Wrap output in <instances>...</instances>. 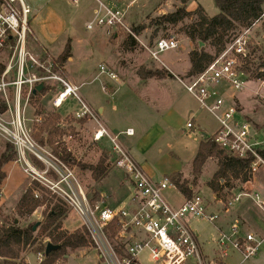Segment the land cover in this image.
I'll list each match as a JSON object with an SVG mask.
<instances>
[{
    "label": "built area",
    "instance_id": "2783aa9c",
    "mask_svg": "<svg viewBox=\"0 0 264 264\" xmlns=\"http://www.w3.org/2000/svg\"><path fill=\"white\" fill-rule=\"evenodd\" d=\"M72 1L79 3V0ZM98 1L99 7L93 20L86 24L87 29L125 32L139 41L155 61L167 67L161 54L178 49V39L162 36L153 44L145 43L127 24V9ZM31 15L32 8L25 0H0V50L10 52L0 76V106L2 102L6 104L4 109L0 108V137L14 146L15 163L28 176L35 198L41 197L39 189H43L77 214L86 244L90 243L95 249L100 264H185L189 260L194 264H215L205 254L200 235L192 229L190 219L207 218L214 222L219 215L207 211L200 194L186 199L181 206L174 205L165 195V190L174 186L171 178L156 180L143 168L121 140V134L112 132L98 111L82 96L81 87L70 79L64 64L49 56L38 58L28 51L27 39L33 34ZM263 17L264 13L249 27L233 34L225 48L203 71L185 79L179 78L201 107L219 123L215 140L242 158L254 157L250 170L252 176L264 167V158L259 152L264 141L259 139L251 120L243 115L237 93L252 82V74L246 70V65L253 56L254 32ZM100 74L114 80L119 78L105 64L100 65ZM257 80L264 86V77H257ZM39 84L59 86L52 102L55 108H61L69 98H75L80 106L75 117L86 118L96 125L93 140L107 139L110 142L112 165L124 172L133 188L126 203L111 206L102 199L91 198L70 161L36 141L27 110L33 106L31 97ZM226 98L232 99L233 103L228 104ZM193 126L190 119L187 127ZM123 133L133 136L135 129L128 128ZM243 195L250 196L244 193L232 197L227 209ZM257 202L264 206L259 196ZM263 242L264 239L256 238L253 233L244 234L235 223L229 232L220 235L217 259L223 261L231 253L238 252L242 264L257 254ZM44 254L39 253L41 260Z\"/></svg>",
    "mask_w": 264,
    "mask_h": 264
},
{
    "label": "rangeland",
    "instance_id": "374dc122",
    "mask_svg": "<svg viewBox=\"0 0 264 264\" xmlns=\"http://www.w3.org/2000/svg\"><path fill=\"white\" fill-rule=\"evenodd\" d=\"M25 1L26 3L34 5V12L36 11L38 15L37 23L30 22L33 34L29 35L27 39L28 51L41 59H46L48 56L55 59L60 56L59 54L65 49L67 42L70 41L71 56L74 55L76 61L73 63L68 62L67 60L71 58V56L68 57L65 63L66 72L70 78L86 82L81 85V94L92 104H94V101H92L93 96H102L101 93L98 94V87L100 82L106 79L107 76L100 74L101 64H105L113 69L120 78H125L134 83L146 82L149 80V78H144L143 75L146 70L155 68L162 69V67H165L160 62L155 61L139 41L136 40L137 44L134 48H127L123 44L127 35L125 32L117 30L115 31L116 33H107L103 28L87 29L86 24L89 20H93L94 18L92 17V9L94 6L98 5L97 0H79V3H77L78 5L73 3L72 0ZM111 1V4L108 3L109 5L127 9L126 22L132 29L141 26V33L137 35L143 42H151V44H153L156 38L162 36H172L180 41V47L178 49L168 50L161 54V59L168 67L165 68L173 74V78H166L158 82V84H154L158 85L161 99L156 101L153 97L152 99L150 98L144 102H138L129 107L127 113L133 115L131 116L132 118L136 117L139 119L140 123L134 125L137 134L132 138H126L127 142L125 146L130 149L129 151L132 155L138 152L144 154V150H148L151 146L145 134V127L153 124L155 119H164L160 123L162 127H164L165 134L160 141L154 144L155 148L149 159L151 161V166L153 168L156 167L160 172L157 179L163 180L166 177H170V174L162 175V171L159 169L160 164L164 165L163 170L170 166V161L167 158L168 153L163 152V154L160 155L157 151L158 146L164 147L169 144L168 146H173V152L177 153L181 158L179 166L185 171L183 173V178L193 183L195 177L194 174L189 171L192 170L193 156L195 154L194 150L196 148L195 144L198 140L203 138L202 131L211 135L219 128V123L215 117L209 111L201 107L198 100L187 91L179 80V78L185 79L188 77V71L186 70L184 73H182V71L189 66L187 53L189 54V52L196 47V42L189 40L185 34V28L193 21L197 20V16L186 18L176 26L168 25L166 28H160L157 34H154L155 28L150 25V18L159 16L162 11L166 13L176 10L179 6H182L180 0ZM130 2L132 4L128 6ZM185 5L189 10L194 9L198 5H202L208 16H214L220 11L214 0H190ZM50 15H54L55 18L64 21L65 25L70 27L68 31L65 32L66 34L61 33L54 42H51V40L44 35L46 32L47 19ZM255 31L257 38L253 40V43L256 44L252 45V48H255V53L250 59L251 66L254 62L255 65L259 64L260 60H258V58L260 56L264 58V18L261 24L256 27ZM75 35L77 37H82L80 43L72 38H68V36L73 37ZM189 41H191V43ZM204 48L212 53L216 51L215 48L209 44H205ZM9 55V50H0V62H3L5 66L9 59ZM56 59L59 61L58 58ZM255 65L253 64L254 68ZM251 74L252 82L247 84L242 91H239L237 96L245 108L244 111L250 114L253 120L258 123L255 125V131L259 133V139L264 141V86L261 85L257 77H255L257 71H253ZM87 81L91 82L88 83ZM226 86L229 88L228 85ZM57 87H59L57 84L53 86L50 85L46 90L48 93H45L44 96H39L35 102L31 100L33 106L32 108L31 106L28 108L27 117L31 119L29 121V126L32 129L31 131L34 138L38 143L48 147L54 153L61 155L63 159L66 157L70 159L65 160L70 161V164L76 169L77 174L81 178L91 198L101 199L100 192H103L105 193V197L102 199H105L108 205L117 206L127 202L129 195L132 193V186L130 181L125 178V174L121 169H113V165L110 163L107 173L99 180H95L92 178L90 170L81 168L83 165H96L102 154L105 151L109 153L111 148H107V146L110 147V142L107 139L102 140L104 141L102 142L103 144L95 143L91 140L88 132L92 130V125L89 123L78 125L77 128L81 127L84 130L76 131V124L74 122V119H76L75 112L67 114L69 110H77L79 108V104L74 100L75 98H69L59 109V112L63 114V116L61 115L62 118L56 119L60 125V129L59 132L54 135L53 142H49L48 135L45 132L47 128L43 126V117L44 115L45 118L50 115L52 116L54 112H56L49 102L53 96V91L49 90L56 89ZM94 100H96V98ZM226 101L228 104L233 103L232 99L226 98ZM39 110L43 112V114H40ZM191 112H195L196 117L201 116L204 119L205 130H202L198 125L194 128L187 127L186 124L190 121ZM182 129L183 133H180ZM82 133H84V135H82ZM36 135L40 136L43 141H40ZM150 136L151 139H153L156 138L157 135L152 133ZM7 148L8 142L0 137V156L7 151ZM217 167V160L209 159L204 166L201 177L195 184L194 190L200 192L201 196H203L206 201L213 197V193L205 182L208 179H210V181L213 179L215 175L214 171ZM4 169L7 173V178L0 187V224L8 225L18 220V224L21 227L30 224H34L35 227L39 223L35 229L37 233L41 223L44 221L46 212L49 208L53 207L55 203H60L59 200L49 196L51 202L47 200V203L38 207L31 216H20L17 213L16 205L28 186H30V181L21 167L15 163V160L6 164ZM170 170L171 167L168 168V171ZM260 173L264 174V168L258 172V175H260ZM232 185L236 188L235 191L244 189L242 183L239 181H233L230 186ZM226 191L227 189L220 192V196L229 202L233 196H228ZM39 192L41 195L44 194L45 191L39 189ZM256 192L260 193L259 191ZM165 195L175 204L184 202L183 195L175 186H170L165 190ZM255 197V193H252L251 197H242L239 202H234L232 207L239 204L241 201L246 202L245 205L247 206V203L256 201L254 200ZM60 204L65 207L66 211L61 217L58 226L51 228V232L54 235L58 233H64L66 235L73 234L74 237L85 235L81 228L80 218L77 214L67 209L62 203ZM257 206L260 209H264L259 204ZM258 207H249V209H252L249 213L253 217V220L261 221L260 223H262L263 227H261V232L257 237H264V219H262V215L258 216V211L260 210ZM209 210H211V208ZM190 222L192 229L198 231L200 234V242L205 254H208V256L212 258L214 254L213 250L215 251L218 243V232L215 229L214 223L207 218H191ZM48 242L56 244L49 235L40 236L37 243L28 247L23 253L25 261L28 264H40L41 258H39V249L42 248V246L46 247ZM73 243L67 242L65 246L66 253L64 256L59 257L56 264H99L96 251L90 243L78 247H73ZM28 260L30 262H28ZM215 260L219 262V260ZM241 261V254L233 252L225 258L221 264H240ZM193 262L187 261L185 264ZM242 264H264V242L257 254L245 260Z\"/></svg>",
    "mask_w": 264,
    "mask_h": 264
},
{
    "label": "trees",
    "instance_id": "16d2710c",
    "mask_svg": "<svg viewBox=\"0 0 264 264\" xmlns=\"http://www.w3.org/2000/svg\"><path fill=\"white\" fill-rule=\"evenodd\" d=\"M180 1L184 4L183 6L178 7L172 12L150 18V25L154 26V34H157L160 28H166L168 25L176 26L186 18L197 16V20L193 21L185 28V34L189 40L196 42V47L189 52L191 63V68L187 75L189 77L203 71L214 59L215 55L225 48L233 34L240 31L242 28L249 27L264 13V0H214L220 10L219 13L214 16H208L202 5H198L194 9L189 10L185 4L190 0ZM141 29V26H139L134 30L138 34L141 33ZM200 41L215 48V53L208 51L204 47L200 49ZM123 44L127 48H134L137 43L132 36L127 34L126 40ZM252 52L253 54L255 53V48L252 49ZM71 55V44L70 41H68L64 51L58 57V60L60 63L64 64ZM258 60H260L259 64L255 65V62L253 63L255 68L253 67V64L252 66L250 65L251 60H249L246 65V70L251 73L257 71L256 77L261 78L264 77V58L260 56ZM5 67V64L0 62V75L3 73ZM169 73L170 72L165 67H162V69H148L143 75L144 78L156 77L162 79L166 78ZM47 88L48 87H44L42 91L37 92L36 94L33 93L31 100H34V102L37 101L39 95L45 92ZM5 107L6 104L2 102L0 108L4 109ZM39 113L43 114L40 110ZM60 118L61 115L58 112H54L52 116L50 115L45 118L44 115L43 117V126H46L47 128L45 132L51 143L53 142L54 135L59 132L60 125L56 119L58 120ZM77 120L80 123L87 121L86 118H80ZM206 135L207 136L203 137L200 142L197 153L192 162V174H194L195 177L194 182H189L188 179L183 178L182 172H176L170 175L174 186L187 199L192 198L195 195V184L201 177L204 166L209 159L217 160L218 169L215 172L213 179L208 182V186L217 195L226 187H230V184L233 183V181H241L244 183L249 182L253 178L252 173L250 172L254 160L253 156L242 158L220 145L215 140V133L213 135ZM36 136L40 141H43L40 136ZM259 152L264 158V147L260 148ZM15 158V148L12 144L8 143L7 151L0 156V187L4 184V181L7 178L4 166L13 162ZM65 159L70 160L68 157ZM108 159L109 153L105 151L96 165H83L81 168L90 170L92 178L99 180L109 169L110 163L108 162ZM47 200H50L47 193L44 192V194H41V197L35 198L33 188L28 186L16 205L17 213L22 217L31 216L38 207L46 204ZM65 211V207L60 203H55L53 207L49 208L46 212L44 221L41 223L37 233L34 230V224L25 227H21L15 221L8 225L0 224V264H28L23 257V253L28 247L36 244L39 237L42 235H49V237L53 238V241L56 244H61L62 248L51 251L48 256L44 257L40 264H56L59 257L65 255V246L67 242H74L72 245L73 247L84 246L87 242L84 235L77 236L76 241L72 242L71 239L75 238L73 234L66 235L64 233H58L57 235H54L51 232L52 227L58 226ZM45 248V246H42L39 251H45Z\"/></svg>",
    "mask_w": 264,
    "mask_h": 264
},
{
    "label": "crops",
    "instance_id": "0c3cea01",
    "mask_svg": "<svg viewBox=\"0 0 264 264\" xmlns=\"http://www.w3.org/2000/svg\"><path fill=\"white\" fill-rule=\"evenodd\" d=\"M100 1H102L103 3H105L107 5H109L108 3L111 4V2H112L111 0H104V1L100 0ZM97 3H98V5L94 6L93 9H92V15H93L92 17H94L95 11L99 7V1L98 0H97ZM131 4L132 3L130 2L128 4V6L131 5ZM29 5L32 8V15H31L30 22L37 23L38 15H37L36 11L34 12V9H33L34 5H31V4H29ZM183 5L184 4H182V6ZM179 7H181V6H179ZM160 8H162V7H160ZM164 13L165 12L162 11L160 13V15L164 14ZM166 13H168V12H166ZM263 18H262L261 22L263 21ZM89 21H91V20H89ZM261 22L259 24H261ZM69 28H70L69 26L65 25L64 21H61L60 19L55 18L54 15H50L49 18L47 19L46 32L44 33V35L46 36V38L51 40V42H54V41H56V39L58 38V36L61 33L67 32ZM115 36H116V34H115ZM68 38H72L75 41H77L78 43H80L82 41V37L81 36H78V37L76 35L73 36V37L72 36L71 37L68 36ZM254 38L255 39L257 38L256 31L254 32ZM189 42L191 43V41H189ZM254 44H256V43H254ZM187 55H188V58H189V54L188 53H187ZM56 58H58V57H56ZM67 61L71 62V63L75 62L76 61L75 56L74 55L71 56V58H69ZM64 66H65V63H64ZM190 68H191V63H190V59H189V66H187V68L183 69L182 73H184L186 70L189 72ZM118 77L119 78L117 80H114V79H111L108 76H106V79H103V81H101L102 83L100 82L99 87H98L99 88V90H98L99 93L98 94L101 93L102 96H98V97L93 96V100L92 101H94V104H92L88 100H86V101L88 103H90V105L92 107L97 109V111H98V113L100 115V118L102 119V121L106 124V126L112 132L121 134L122 140H123L124 144H126V142H127L126 138H132V137L136 136L137 130H136L134 125L140 123L139 119H137L136 117L132 118L131 116H133V115H130V114L127 113L129 111V107L133 106L134 104H136L138 102H144L145 100L150 99V98L152 99L153 97L155 98L156 101H159L161 99V96L159 94L160 90L158 88V85H154V84H158V82H161L163 79L173 78V77H169V75L166 78H162V79H156L155 77H151V78H149L148 81L140 82V83H134V82H132L130 80H127L125 78L124 79L120 78L119 75H118ZM70 79L74 83L79 85L80 87H81V85L86 83L85 81L81 82L78 79H74V78H70ZM89 82H91V81H89ZM138 84H140V85H138ZM57 88L49 90V91H53V96L51 97V99L49 101L51 103V105H52L53 99L55 98L56 93L58 91ZM104 88H105V90H104ZM254 92H255V90H254ZM45 93H48V92L47 91L43 92L39 96H44ZM95 98H96V100H94ZM70 99H73V98H70ZM74 100L76 101L77 104H79V102L76 99H74ZM238 100H239V98H238ZM239 104H240V108H241V110L243 112V115L246 118H248L249 120H251V122L253 123L254 128H255V125L258 124V123L255 122V120H253V118L250 116V114H248L247 112L244 111L245 108L243 107L241 101H239ZM53 108L55 109L56 112H58L60 115L63 116V114L59 112L60 108H55L54 106H53ZM79 109H80V106H79V108L77 110H72V109L69 110L67 114H70L72 112L76 113V111H79ZM190 117H191L190 119H192L193 124H194V126L191 127V128L197 127V125H198V127L202 128V130L203 129L205 130V127H204L205 121H204V119L201 116L196 117L195 112H191L190 113ZM162 120H164V119H160V120L159 119H155L153 124L148 125V126L145 127V134L148 137V139H149V141L151 143V146H150V148L148 150H144L145 151L144 154H140L138 152L140 155L138 153L137 154L135 153V155H133L136 158V160H138L139 163L143 166V168L156 180H159V179H157V176L160 175L159 174L160 172H159V170L156 167L153 168L151 166V161L149 159L152 156L153 149L155 148L154 144H156V142L160 141L163 138L164 134H165L164 127H162V125L160 123ZM74 122L76 124L75 126H76V131L77 132L79 130L82 131V129H83L81 127H80L81 129L77 128L78 125H82V124L84 125V124H87V123L91 124L92 125V130H89L88 133L90 135L91 140H93V138H92L93 137V131H94L95 126H96L93 121L87 120L84 123H80V122H78V120L76 118V119H74ZM128 128H134L135 129V135L128 136V135L124 134L123 132L126 129H128ZM182 131H183V129L180 131V133H183ZM152 133L157 135L156 138L151 139L150 135ZM205 133L206 132L202 131V134H205ZM206 134H208V133H206ZM257 134L259 136V133H257ZM82 135H84V133H82ZM211 135H213V134H211ZM202 139H200V140H198L196 142V144H195L196 148L194 150L195 154H194L193 157H195V155L197 153V150H198V147H199L200 142L202 141ZM93 142H95V141L93 140ZM102 142H104V141L95 142V143H102ZM168 145L169 144H167L164 147L158 146V149H157V151H158V153L160 155H162L163 152L168 153V157L167 158L170 161V162L166 161V162L170 163V166H169V167H171L170 171H168L169 167L167 169L163 170L164 169V167H163L164 165L160 164V168L159 169H160V171H162L161 172L162 175H167V174L172 175L173 173H176V172L184 173L185 172L184 169L180 168V166H179L181 158L177 155V153L173 152V146H168ZM107 148H111V145H110V147L107 146ZM108 162L112 163L110 152H109ZM262 168H264V167H261L259 171H261ZM113 169H115V168L113 167ZM217 169H218V167L215 169L214 173L217 171ZM189 172H192V170L189 171ZM209 181H210V179H208L205 182V184L212 191L213 197L211 199H208V201H206L204 197L203 198H204V200L206 202V205H207V211L209 213H211V214H218L219 215L217 220H215L213 222L214 226H215V229L218 232V240H219L220 235L222 233H224V232H229L231 227H232V225L235 224V223L239 224V226L241 227V230H242V232L244 234L253 233L256 238L264 239V237H257V235H259V233L261 232V227H263L262 223H260L261 221L260 220H258V221L257 220H253V217L249 213L252 210V209H249V207H251V208L252 207H258L257 206L258 205V202H257V197L258 196H259L260 201L264 202V174L260 173V175H258V173H256L254 175V177L249 182L242 183L241 181H239V182L242 183V186L244 188L243 190L241 189L239 191H235L236 188L234 187V185H232L230 187H226L224 190L227 189L226 192H227L228 196L231 195V196L235 197L238 194L247 193V194H250V196L243 195L242 197H251L252 193L256 194V197L254 199L256 201H252L253 203H247V206H246L245 205L246 202H242L241 201L239 204L235 205L234 207L231 206L232 208L229 207L228 209H227L228 201H226L223 197H221L220 193L217 195L208 186V182ZM132 191H133V188H132ZM256 191H259L260 193H258ZM195 194H200V192L195 191ZM130 195L128 197V200L130 198ZM260 195H261V197H260ZM100 196H101V199L104 198L105 197V193L100 192ZM183 197H184V202H185V200L187 198L184 195H183ZM241 198H240V200H241ZM169 200L176 206H181L184 203V202H182L181 204H179V203L175 204L171 199H169ZM104 201H105V199H104ZM119 205H121V204H119ZM111 206H115V205H111ZM210 208H211V210H209ZM262 208H264V206H262ZM258 212H259L258 216L262 215V217H263L262 219H264V209H260ZM217 251H218V243H217V248L215 249V251L213 250V252H214L213 257L210 258V256H208V254H206V255L208 256L209 259L213 260L215 262V264H221V263H223L224 260L220 261L219 259H217V257H218L217 256ZM44 257H46V256H44ZM39 258H40V256H39ZM97 258H98V256H97ZM215 259L219 260V262H217ZM189 261L193 262V260H189ZM28 262H30V261L28 260ZM98 262H99V259H98ZM190 264H194V262L190 263Z\"/></svg>",
    "mask_w": 264,
    "mask_h": 264
},
{
    "label": "water",
    "instance_id": "95a60500",
    "mask_svg": "<svg viewBox=\"0 0 264 264\" xmlns=\"http://www.w3.org/2000/svg\"><path fill=\"white\" fill-rule=\"evenodd\" d=\"M205 46V43L200 41L199 42V48L201 49L202 47ZM173 74L172 73H169V77H172ZM44 88V84H39L33 91V93H37V92H40L42 91V89ZM207 135L206 134H203V137H206ZM16 223H18V220L15 221ZM39 224V223H38ZM37 224V225H38ZM37 225L34 227V230L36 229ZM62 248V245L61 244H54L52 242H48L47 245H46V248H45V256H48L49 253L53 250H58V249H61Z\"/></svg>",
    "mask_w": 264,
    "mask_h": 264
}]
</instances>
